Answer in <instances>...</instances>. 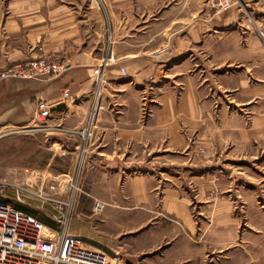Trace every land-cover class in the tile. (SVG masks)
Masks as SVG:
<instances>
[{
  "label": "crops",
  "instance_id": "crops-1",
  "mask_svg": "<svg viewBox=\"0 0 264 264\" xmlns=\"http://www.w3.org/2000/svg\"><path fill=\"white\" fill-rule=\"evenodd\" d=\"M106 1L102 10L91 0L85 12L76 7L75 11L66 8L58 16L26 15L24 36L18 34L21 28L14 15L0 23L4 61L0 68L15 65L17 56L29 59L42 55L69 63L68 70L57 77L1 80L0 130L29 127L37 102L45 100L54 105L50 124L33 131L45 132L48 145L49 135L56 131L75 138L78 142L72 145L73 156L78 158L82 142L77 132L86 126L101 83L103 110L89 142V156L97 165L92 175L105 176L96 183L105 189V194L93 196L104 206L96 213L95 224L84 228L80 223L86 219L82 212L85 208L84 203H79L74 232L95 238L90 240L94 244L103 241L127 246L133 240L139 256L154 250V256L137 264H201L192 254L190 238L185 234L194 228L186 200L162 189V199L155 203L160 194L155 180L129 179L124 169L126 165L180 161L173 158L177 150L187 151L194 133L202 135L209 130L210 116L214 114L210 102L217 93L211 94L212 84L233 92L240 106L256 111V116L261 117L259 127L264 128V43L251 31H245L244 42L236 40L235 24L243 20L244 11L211 16L208 0ZM38 44L43 50L33 52ZM161 50L165 52L162 59L152 56ZM109 52L114 62L97 82L94 72ZM224 67H234L232 76L224 74ZM178 87L182 90L179 95ZM64 92L69 93V98L62 100ZM143 94L155 97L150 100L153 108L145 118L140 108ZM257 123L258 118L253 125L255 132ZM254 131L240 133L246 149L253 148ZM190 153L185 162L191 158ZM110 179L119 184H110ZM125 197L132 198L134 206L129 208ZM131 210L153 214L159 222L155 225L166 230L157 235L145 231L131 240L122 237L117 243L113 229L122 228L120 213ZM168 217L177 224L167 222ZM133 225L140 229L147 228L148 223L143 220ZM120 248L115 251L121 256L124 247L121 253Z\"/></svg>",
  "mask_w": 264,
  "mask_h": 264
},
{
  "label": "rangeland",
  "instance_id": "rangeland-1",
  "mask_svg": "<svg viewBox=\"0 0 264 264\" xmlns=\"http://www.w3.org/2000/svg\"><path fill=\"white\" fill-rule=\"evenodd\" d=\"M90 1L81 0L80 3V0H49V2L0 0V23H4L10 15H14L21 28L18 34L24 36L26 15L58 16L62 15L66 8L75 11L76 7L85 12L89 8ZM92 1L98 10H102L104 3L107 2ZM227 2L229 5L226 7ZM207 4L211 16L244 11L243 20L240 19L235 24L236 40L244 42L245 31H251L253 36L257 35L264 43V0H208ZM252 8L257 11L254 12ZM247 12H250L251 16ZM20 36L18 39L21 38ZM217 37L224 39L223 35ZM230 37L234 38V36ZM37 46L33 52L43 50L40 44ZM164 54L165 52L161 50L154 52L152 56L162 59ZM22 57L17 56L15 65L0 68V73L17 70L16 74L12 73L3 79L41 78L34 75L24 77L25 71L22 73L18 70L37 59H46L59 65L69 64L67 60L52 59L42 55L29 59ZM3 62V55L0 52V65ZM113 62L111 52L103 57L99 63L100 67L94 72L98 77L97 82L101 81L104 71ZM224 68V74L229 73L232 76L234 67ZM67 70L49 77H57ZM122 72L126 75L124 71ZM178 88L179 95L182 90ZM210 90L211 94L217 93L216 99L210 102L214 114L210 116L209 130L204 131L202 135L194 133L188 141L190 147L187 151L177 150L173 158L180 161L126 165L125 177L129 179L144 177L146 182L153 178L160 190L155 203L162 199V189H169L175 193L177 199L186 200L194 228L185 234L191 239L189 241L192 254L195 258H199L201 264H264V128L259 127L261 117L256 116V111L251 112L246 109L249 106H240L233 99V92L223 91L215 84L211 85ZM96 92L95 96L100 95L101 99V83L98 84ZM153 98L155 97L151 95H142L140 108L143 118L151 112L153 104L150 100ZM157 102L156 100L155 103ZM89 118L90 115L85 127ZM256 118H258V126L255 132L253 125ZM48 120L38 121L34 115L33 122L27 128L0 130V202L27 212L55 233L57 238H61L64 234L78 236L84 248L106 253L114 264L121 262L137 264V261H144L146 257L154 256L153 249L147 251V254L137 255V245L131 240L145 231L157 235L161 230H166L165 227L161 229V225H155L159 223L158 219L150 213L143 214L140 210L120 213L119 217L123 225L122 228L113 229L114 238L117 239V243H121L122 237L123 240L130 238L131 243L127 246L105 243L97 239L101 243L94 244L90 240L95 241V238L88 234V236H80L74 232V221L80 213L79 203H84L85 209L82 212L86 216V219L80 223L81 226L89 228L91 223L95 224L96 213L101 211L104 205L95 202L93 196L105 194V189L98 188L96 184L99 177L105 179V176L92 175L96 172L97 165L91 163L90 145L87 154L82 152L85 142L80 136L78 140L82 145L79 157L75 158L72 146L78 142L75 138L56 131L49 135L51 145H48L45 132L33 131L48 128L46 127L50 124ZM54 127L58 128V126ZM251 131H254L252 133L256 138L252 137L255 139L252 143L253 148L246 149L240 133ZM189 152L191 158L185 162ZM181 156L184 158L181 159ZM109 181L110 184H119L118 181L117 183L111 182V179ZM91 184H94V189ZM127 198L125 197V202L131 208L134 206V201L132 198L130 200ZM168 219L167 222L177 224L172 217ZM143 220L148 223L147 228L138 229L133 225L142 223ZM118 246L124 247L123 252L126 254L122 252L120 256L119 252L115 251ZM122 248L119 250L120 253ZM116 253L118 255H115Z\"/></svg>",
  "mask_w": 264,
  "mask_h": 264
},
{
  "label": "built area",
  "instance_id": "built-area-1",
  "mask_svg": "<svg viewBox=\"0 0 264 264\" xmlns=\"http://www.w3.org/2000/svg\"><path fill=\"white\" fill-rule=\"evenodd\" d=\"M226 3V7L228 6ZM69 68L68 64L59 65L46 59H37L20 68L24 77L57 75ZM13 69L0 73V80L16 74ZM21 73V74H22ZM64 92L62 100L68 99ZM54 105L39 100L36 106L35 119L45 121L51 118ZM102 105L100 95L96 96L87 127L78 131L84 140L82 152H89V142L93 129L99 123ZM43 128V127H42ZM0 264H114L109 256L98 250L83 247L79 237L64 234L57 238L56 234L41 224L27 212L14 206L0 202Z\"/></svg>",
  "mask_w": 264,
  "mask_h": 264
},
{
  "label": "water",
  "instance_id": "water-1",
  "mask_svg": "<svg viewBox=\"0 0 264 264\" xmlns=\"http://www.w3.org/2000/svg\"><path fill=\"white\" fill-rule=\"evenodd\" d=\"M61 107H63V105L62 106H58V108H61Z\"/></svg>",
  "mask_w": 264,
  "mask_h": 264
}]
</instances>
